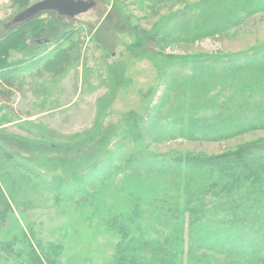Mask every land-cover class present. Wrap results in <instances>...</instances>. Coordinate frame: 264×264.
<instances>
[{"label":"rangeland","instance_id":"rangeland-1","mask_svg":"<svg viewBox=\"0 0 264 264\" xmlns=\"http://www.w3.org/2000/svg\"><path fill=\"white\" fill-rule=\"evenodd\" d=\"M14 1L0 0V37L19 13ZM94 1L75 17L56 13L70 24L56 38L9 52L17 72L0 80L8 91L0 93V188L12 212L0 220V264H15L24 251L12 244L24 228L64 245L59 264H106L118 241L108 220L127 207V189L145 193L141 223L150 235H159L151 226L170 232L167 219H155L158 207L183 203L188 167L150 165L152 155L210 157L264 140L261 127L218 138L213 130L180 133L193 121L214 124L264 108L263 59L246 63V74L239 58L264 48V0H253L243 20L229 15L239 0ZM61 42L70 51L54 72L49 60ZM213 57L237 59L231 71H240L204 61ZM253 212L264 219V203ZM217 250L201 252L231 260Z\"/></svg>","mask_w":264,"mask_h":264},{"label":"trees","instance_id":"trees-1","mask_svg":"<svg viewBox=\"0 0 264 264\" xmlns=\"http://www.w3.org/2000/svg\"><path fill=\"white\" fill-rule=\"evenodd\" d=\"M28 2L15 0L14 4L20 12L29 5ZM239 4L240 7L229 15L243 20L252 12L254 3L253 0H239ZM63 21L51 12L45 17L39 15L17 26L6 23L5 33L0 37V80L17 72L9 60L11 50H28L43 38L44 42L49 41L56 36L57 31L63 32L65 27L67 29L70 26ZM150 42L157 45L155 40ZM63 45L64 42H61L55 47L53 60H49L55 67L49 69L54 72L64 69L56 66L66 61L70 51V47ZM239 58L243 62H240L242 73H252L246 63L258 59L260 64L262 59L264 62V48L245 52ZM204 61L218 67L216 69L221 68L225 72L230 70L231 74L240 71H231L234 69L233 64L238 61L234 58L213 57ZM205 69L209 72L208 69L212 68L207 66ZM7 92L0 91L5 95ZM260 127L264 128V108L258 105L248 109L247 113L239 110L220 122L216 120L214 124L200 125L198 121H193L181 127L180 133L187 138H195L198 134L209 135V131L213 130L218 138L239 135ZM152 158L149 159L150 165L155 163L163 168L173 164L188 167L190 177L186 176L182 188L183 203L180 206L172 205L167 210L158 207L155 219H167L164 224L166 228L170 225V232L164 233L166 231L161 232L162 229L151 226L159 235H150L141 223L145 212V193L127 189L124 197V205L127 207L115 218L108 220L109 229L118 235V241L106 264H264V219H257L253 212L264 203V140L250 142L210 157L192 155L168 158L152 155ZM144 159L141 157L140 162ZM195 174L199 175L196 180L193 178ZM167 183L166 195L171 197L169 187H173L172 182ZM153 198L154 203L163 204L158 197ZM10 212L12 206L0 188V220L3 224L7 220L6 214ZM15 243H21L24 248V251L16 252L15 264H59V257L63 255L62 243H43L25 231V228L19 237H12V244ZM214 248L231 257V260L219 263L214 255L207 251L201 252Z\"/></svg>","mask_w":264,"mask_h":264},{"label":"water","instance_id":"water-1","mask_svg":"<svg viewBox=\"0 0 264 264\" xmlns=\"http://www.w3.org/2000/svg\"><path fill=\"white\" fill-rule=\"evenodd\" d=\"M95 5L94 0H40L17 13L10 25L26 22L45 12H53L71 18L87 12Z\"/></svg>","mask_w":264,"mask_h":264}]
</instances>
